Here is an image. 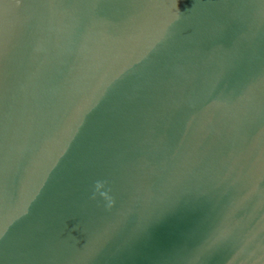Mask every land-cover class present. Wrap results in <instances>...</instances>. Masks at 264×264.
<instances>
[{"label":"water","instance_id":"obj_1","mask_svg":"<svg viewBox=\"0 0 264 264\" xmlns=\"http://www.w3.org/2000/svg\"><path fill=\"white\" fill-rule=\"evenodd\" d=\"M0 264H264V0H0Z\"/></svg>","mask_w":264,"mask_h":264}]
</instances>
